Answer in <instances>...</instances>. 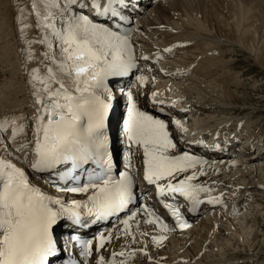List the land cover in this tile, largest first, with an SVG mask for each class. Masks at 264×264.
I'll return each mask as SVG.
<instances>
[{
    "label": "snow or ice",
    "instance_id": "6c2138e0",
    "mask_svg": "<svg viewBox=\"0 0 264 264\" xmlns=\"http://www.w3.org/2000/svg\"><path fill=\"white\" fill-rule=\"evenodd\" d=\"M129 4L130 0H103V3L101 0H24L18 7L17 21L22 32L31 27L27 20L33 15L36 28L44 29L38 40L26 41V61L34 56L33 43L47 49L41 53L46 72L41 74L38 68L29 72L35 108L31 169L47 173V178L41 179L56 191L86 195V199L67 204L33 185L22 168L0 159V264H51L50 258H56L58 251L54 226L64 218L74 226L83 223L88 227L89 223L126 213L127 217L119 223L123 224L122 231L130 242H135L130 222L141 213L145 214L142 223L169 231L167 224L146 204L132 210L135 193L129 172L120 173L118 179L112 175L114 157L109 152L106 128L115 91L110 85L114 83L112 78L127 76L137 66L130 33L114 27L124 24ZM89 8L94 16L105 17L106 21L90 18L86 14ZM54 46L60 49L59 60L55 54H49L48 50ZM62 77H68L71 86ZM145 82V77L138 78L139 86ZM126 98L124 133L130 146L142 149L143 179L156 186L157 196L178 194L193 209L205 203L199 198L202 193L209 194L207 203H219L220 197L210 196L211 188L193 183L198 175H204V161L188 153L169 155L176 145L165 121L139 110L131 93ZM9 128L12 143L24 132L25 125L18 123L17 118L0 120V132ZM24 147L21 145L16 150L23 151ZM24 159H28V154ZM197 166L199 173L195 171ZM190 169L191 174L180 177ZM163 207L179 228L187 226L181 220L178 206L164 201ZM85 214L91 218L86 223L82 221ZM112 239V233H100L95 237V249L92 240H80L79 244L84 256H89L93 251L99 253ZM140 251L147 255L144 249ZM125 256L124 251L111 253V259L101 255L96 264H125Z\"/></svg>",
    "mask_w": 264,
    "mask_h": 264
},
{
    "label": "bare ground",
    "instance_id": "6f19581e",
    "mask_svg": "<svg viewBox=\"0 0 264 264\" xmlns=\"http://www.w3.org/2000/svg\"><path fill=\"white\" fill-rule=\"evenodd\" d=\"M23 2L16 0L12 9L10 1L0 0V120L17 118L19 123L25 125L24 132L18 134L15 142H12L13 146L7 142L10 141L11 128L6 137L0 134V159L8 160L27 171L19 158H23L29 151L30 141L35 140L29 133V129L32 131V117L35 114L33 86L28 82L29 72L33 68H38L41 74L46 72L41 53L47 49L40 43H33L31 51L34 56L31 61H26V41L38 40L44 30L36 28L34 15L27 20L31 27L24 32L20 30L17 16L18 7ZM160 2L161 5L151 9L148 8L153 2H141V6L147 4L145 13L148 10L149 13L147 17L142 15L138 19L143 30L142 36L130 38V43L133 51H156L167 47L170 50L162 51L165 59L171 60L162 64L159 75L176 83V93L180 98L177 107L188 110L187 113L183 110L168 113L176 117L173 120L176 123L172 121L168 124L172 127L171 136L175 145L182 147L183 143L192 141L193 137L189 136L192 126L202 125L206 130L217 131L221 135L226 132V136L230 135L228 127L232 126V130L236 131L234 135L243 142L236 146L228 144L230 147L226 148L227 153L216 152L208 163L203 164L204 175H198L193 183L211 188L216 197H220V202L214 211L205 208L207 215L195 227L186 232H163L154 225L142 223L145 214L141 213L130 222L135 242L125 237L123 224H118L102 232L105 235L112 233L113 239L101 251L107 255L121 251L133 252L134 255L125 264H264V254H259L262 249L257 241L264 234L259 230L264 225V152L262 156L252 155V149L262 151L259 140L252 143V138L249 142V134H242L243 127L247 128L249 124L246 118L243 122L246 116H231L233 110L228 109L230 104H246V101H251V97L230 92L229 84L226 83L217 90L210 89L205 85L208 81L203 83L198 77L201 73L202 78H212L224 69L226 60L223 59L229 53L224 49L229 46H238L240 52H247L264 71V0ZM48 51L50 55L55 53L52 49ZM213 52L219 56L212 55ZM186 54L189 57L186 58ZM172 55L179 57L174 59ZM56 57L61 58L60 49ZM212 65H217V68L212 69ZM62 79L67 81L66 77ZM144 85L148 88L152 82H145ZM114 95L118 96L116 93ZM113 100L116 102L118 99L113 97ZM147 100V97L140 99L139 104L150 111ZM242 122L244 124L239 128ZM19 142L27 145L22 153L16 150L21 146ZM237 150L243 152L237 153ZM16 156L19 157L18 162ZM192 171L182 173L180 177ZM195 171L199 173L200 167ZM28 175L33 185L55 196L32 173ZM70 196L76 200L84 195ZM246 211L250 213L241 217ZM145 232L147 235H142ZM140 249H144L147 255Z\"/></svg>",
    "mask_w": 264,
    "mask_h": 264
},
{
    "label": "rangeland",
    "instance_id": "374dc122",
    "mask_svg": "<svg viewBox=\"0 0 264 264\" xmlns=\"http://www.w3.org/2000/svg\"><path fill=\"white\" fill-rule=\"evenodd\" d=\"M9 1L11 4V7L13 9L14 8V0H8V3H9ZM160 1L159 0H150V2H153V3H151L152 5L148 9H151L153 7H157V6L161 5V4H159V3H161ZM148 11H147V14L146 13L144 14L145 17H147V15L149 13ZM144 16H142V17H144ZM229 47H231V48H229ZM229 47L224 49V50H226V52H229V53H226V58L223 59L224 61L226 60L225 61L226 67L224 69H222L223 71L221 70L218 73H215L216 75H214L212 78H207V79L204 77L202 78V76H200L201 73L199 74L198 77L202 80V82L208 81L207 83H205V85L208 86L210 89L215 88V90H217V88H222L221 85L226 83V85L229 84L230 92H233L235 94H237V93L247 94L249 97H251L250 98L251 101H246L247 102L246 104H242V103L230 104L228 102L230 104L228 106V109L233 110V111H231L232 113L230 112L231 116L241 115V116H238L239 118L246 116V117H244L243 122L245 121V118H246L249 121L248 122L249 124H248V126L246 125L247 128L243 127L244 128L243 130H246L247 134L250 133L249 134L250 138H251V136H254L253 143H255L256 139H258V140L260 139L263 141L262 143L264 145V71H262L255 64L253 58L247 52H244V51L240 52L241 50L239 49L238 46H229ZM186 55H187L186 58L189 57V54H186ZM212 55L219 56V54H216L215 52H213ZM178 57H179V55H178ZM227 65H229V66H227ZM212 67H213L212 69H215V68H217V65H212ZM202 74H203V72H202ZM210 76L211 75H209V77ZM235 78H237V79H235ZM224 79H226V80L224 81ZM210 82H211V84H210ZM220 82L222 84H219ZM226 85H224V86H226ZM204 96H205V94H204ZM205 115H207V114L205 113ZM231 116H226V118H229ZM248 118H250V119H248ZM243 122L241 123V126L244 124ZM233 124H235V122L232 123V125ZM242 134L244 135L246 133H244V131H243ZM255 136H257V137H255ZM256 151H257L256 148L252 150V152H256ZM263 205H262V207H264ZM250 211L247 213L244 212L241 217H243V215L245 216V215L249 214ZM259 230H262L264 232V225L262 227H259ZM263 232H262V234H263ZM258 239H257V241H259V244H260L259 248L262 249V251L259 254H264V234L260 235L258 237Z\"/></svg>",
    "mask_w": 264,
    "mask_h": 264
}]
</instances>
